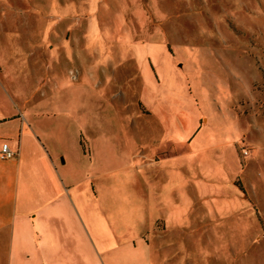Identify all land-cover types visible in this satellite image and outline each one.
Here are the masks:
<instances>
[{
    "label": "rangeland",
    "instance_id": "1",
    "mask_svg": "<svg viewBox=\"0 0 264 264\" xmlns=\"http://www.w3.org/2000/svg\"><path fill=\"white\" fill-rule=\"evenodd\" d=\"M115 61L125 97L95 89ZM0 84L49 95L42 109L72 116L77 146L136 142L137 116L142 141L187 138V167L232 212L157 222L163 264H264V0H0Z\"/></svg>",
    "mask_w": 264,
    "mask_h": 264
},
{
    "label": "crops",
    "instance_id": "2",
    "mask_svg": "<svg viewBox=\"0 0 264 264\" xmlns=\"http://www.w3.org/2000/svg\"><path fill=\"white\" fill-rule=\"evenodd\" d=\"M100 67L112 74L103 71L95 89L125 97L119 61ZM16 98L0 84V145L14 153L0 160V264H163L169 238L157 234V222L201 228L232 212V202L215 204L203 174L187 167L193 150L184 136L155 143L151 128L142 141L137 116L129 131L136 142L77 146L68 142L78 133L72 116L42 109L49 95ZM175 142L185 145L174 150Z\"/></svg>",
    "mask_w": 264,
    "mask_h": 264
},
{
    "label": "built area",
    "instance_id": "3",
    "mask_svg": "<svg viewBox=\"0 0 264 264\" xmlns=\"http://www.w3.org/2000/svg\"><path fill=\"white\" fill-rule=\"evenodd\" d=\"M240 152L242 156L248 155V149L246 147H240ZM14 153L8 148L4 143L0 145V160H9L13 157Z\"/></svg>",
    "mask_w": 264,
    "mask_h": 264
}]
</instances>
